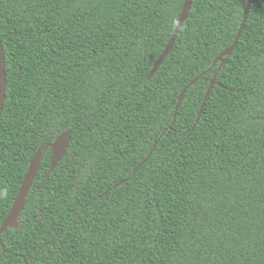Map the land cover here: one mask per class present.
I'll return each instance as SVG.
<instances>
[{"label": "trees", "instance_id": "trees-1", "mask_svg": "<svg viewBox=\"0 0 264 264\" xmlns=\"http://www.w3.org/2000/svg\"><path fill=\"white\" fill-rule=\"evenodd\" d=\"M246 1L191 0L148 78L184 0H0V225L41 150L0 264H264V0L213 63Z\"/></svg>", "mask_w": 264, "mask_h": 264}, {"label": "water", "instance_id": "water-1", "mask_svg": "<svg viewBox=\"0 0 264 264\" xmlns=\"http://www.w3.org/2000/svg\"><path fill=\"white\" fill-rule=\"evenodd\" d=\"M251 2H252V0L246 1L244 11H243L242 21H241L240 27L237 31L234 42L232 43V45H230L229 47L224 49L221 53H219L217 55V57L214 59L213 63H216L219 61L220 66L224 65L226 62V59H224V57L230 56V54H231L234 46L236 45V42H237L239 36H240V33L244 27ZM190 8H191V0H184L182 10H181V13L178 17L174 32H173L172 36L170 37L168 43L164 47L163 51L161 52V54L158 56V58L154 62L152 69L150 70V72L148 74V78H151L155 74V72L158 70V68L160 67V65L164 61V59L171 52L173 45H174V42H175V39H176V36L179 33L184 21L187 19ZM197 79H198V77L193 79L186 86V88H188L190 85H193ZM215 84H218V82L216 81V74L212 77V79L210 81V84H209L208 89L206 91V94L204 96V100L202 102V105H201V108L198 112L196 120L199 119L201 112H202V109H203V106H204V103H205V100L208 97L212 87ZM5 89H6L5 56H4V51H3L2 40L0 37V117H1V112H2L4 98H5ZM183 95H184V91L179 95L178 102H177L176 107H175L173 121L175 120V115H176V112L178 110L179 104L181 103V101L183 99ZM170 128H171V126H170ZM70 141H71V131L69 129H67V130L63 131L62 133H60L54 139L53 142L48 144L50 149H51L49 171L54 169L57 166V164L60 162V160L63 158V156L65 155L67 148L70 144ZM155 145H156V143H155ZM145 160L142 162V164L145 162ZM40 161H41V150L39 149V150H37L34 157L30 160L27 171H26L24 178L22 180V183L19 187L18 193H17V195H16V197L12 203V206H11L7 216L5 217V219L2 221V223L0 225V247H3V244L1 241V234L9 227L16 228L18 226L17 218L24 208L25 198H26L27 193H28V191H29V189L33 183L35 176H36Z\"/></svg>", "mask_w": 264, "mask_h": 264}]
</instances>
